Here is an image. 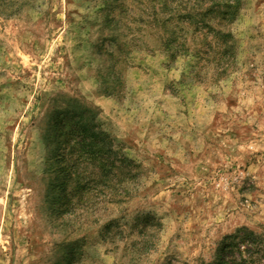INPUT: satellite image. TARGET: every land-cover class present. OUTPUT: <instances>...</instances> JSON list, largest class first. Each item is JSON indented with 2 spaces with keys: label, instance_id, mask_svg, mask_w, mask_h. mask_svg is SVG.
I'll return each instance as SVG.
<instances>
[{
  "label": "rangeland",
  "instance_id": "374dc122",
  "mask_svg": "<svg viewBox=\"0 0 264 264\" xmlns=\"http://www.w3.org/2000/svg\"><path fill=\"white\" fill-rule=\"evenodd\" d=\"M175 2L0 0V264H264V0Z\"/></svg>",
  "mask_w": 264,
  "mask_h": 264
},
{
  "label": "trees",
  "instance_id": "16d2710c",
  "mask_svg": "<svg viewBox=\"0 0 264 264\" xmlns=\"http://www.w3.org/2000/svg\"><path fill=\"white\" fill-rule=\"evenodd\" d=\"M175 2V13H177L181 18H184L187 21V25H192L195 29L192 30L193 33L201 34L204 33V35H207L210 30H214V27L211 23L212 19H204L202 18V15H215L220 17L221 20L228 19L231 14L233 13V8L236 5V0H200L201 3L203 2H208L206 4V7H202V11L199 12L196 4L192 6V9H189L187 12H183V5L180 3V0H176ZM222 23L221 21H217V24ZM201 24H204V27L201 26ZM204 28H207L208 30H204ZM175 47L178 49V51H182L183 44H184V39L183 41L177 43L178 39V33H182L183 37H185L187 34L188 30L186 27L184 31L182 28L179 27L178 24L175 25ZM218 33L220 31L218 30ZM170 43H172V39L170 40ZM78 136H82L81 139H79ZM77 137V138H76ZM98 137V133L90 131L88 129V126L86 124L82 123V126H79V130H75V133L73 134V140L71 141V154L74 156V160L72 163V168L70 170V176H73L76 181H82L84 179H90L93 177L94 173L91 174L90 176H87L86 173L83 171L81 172L82 168V159L85 157V153L88 151L87 146H91L90 149V156L91 157H96L99 163V168H98V174L104 178V181L110 182L113 180V178L117 175L116 174V169L117 165L107 157L105 154H108L111 157V151H102L103 147H98L97 144L95 143L94 139ZM88 138V140L86 139ZM98 147L97 153L98 156H94L96 153L93 152L92 148ZM102 154V155H101ZM244 231V230H242ZM243 242L246 243V246L244 248L246 253H250L252 247H259V245L255 241H249L251 238L250 233L245 232L242 236ZM230 238V236L228 237ZM244 252V251H243ZM223 264H240L238 262H234L233 258L230 257L228 261L224 262Z\"/></svg>",
  "mask_w": 264,
  "mask_h": 264
}]
</instances>
